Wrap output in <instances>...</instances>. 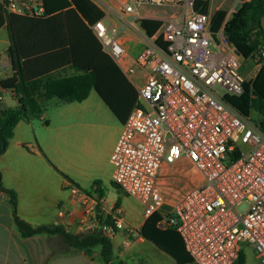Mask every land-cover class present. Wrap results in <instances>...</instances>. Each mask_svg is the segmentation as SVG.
I'll return each mask as SVG.
<instances>
[{
    "label": "built area",
    "instance_id": "built-area-1",
    "mask_svg": "<svg viewBox=\"0 0 264 264\" xmlns=\"http://www.w3.org/2000/svg\"><path fill=\"white\" fill-rule=\"evenodd\" d=\"M92 1L104 13L91 25L95 37L137 89L111 154L113 181L142 203L146 217L159 213L157 227L175 229L197 264H234L241 242L264 263V114L256 121L227 100L247 80L239 73L242 55L223 28L211 31L219 9L196 12L194 0ZM144 6L175 10L156 17L162 24L149 34L140 23ZM0 7L26 17L50 14L46 0H0ZM129 42L141 44L133 64L125 63ZM250 58L264 65V47ZM138 70L145 72L142 83L133 78ZM183 157L201 182L168 201L159 183L162 167ZM112 215L103 225L108 235L125 228L124 209L116 206Z\"/></svg>",
    "mask_w": 264,
    "mask_h": 264
},
{
    "label": "crops",
    "instance_id": "crops-1",
    "mask_svg": "<svg viewBox=\"0 0 264 264\" xmlns=\"http://www.w3.org/2000/svg\"><path fill=\"white\" fill-rule=\"evenodd\" d=\"M46 1L49 16L73 6L72 0H68L67 5L52 9L49 0ZM238 1L211 0L210 7L226 10L230 17ZM140 13L144 19L157 20L156 17H162L146 14L141 10ZM262 23L264 27V16ZM0 30L5 31L0 41L7 45L6 54L0 59L2 80L13 74L8 52L12 39L7 24L0 27ZM52 38L46 34L43 42L49 43ZM137 45L141 46L135 42L127 44L126 64H133L138 55V52H133V47ZM74 71L68 68L62 74ZM135 74V80L142 83L145 72L139 70ZM125 77L131 84L128 90L121 85H113L112 91L108 93L110 101L121 114L120 117L100 93L92 89L82 101L64 102L66 104L63 105L68 106H60L61 117L54 123L47 119V111L40 118L20 120L14 128L8 148L0 155L3 184L17 193L19 217L34 226L62 225L74 234L103 231L104 224L113 222V208L121 206L124 209L125 228L116 229L109 235L113 243L112 264H197L193 259L180 263L175 256L146 238L142 229L148 217L144 214L142 203L136 198H122L120 193L113 190L124 192L115 186L114 166L110 158L132 109L126 98L133 102L137 97L136 86L126 75ZM3 91L10 92V100L4 105L1 103L5 97L0 100V110L16 106L18 98L15 93L0 90V94L3 95ZM53 99L47 102V106ZM56 104L58 107L59 102ZM187 166L194 170L195 177L192 185L186 186L188 189L201 182V175L187 157L174 164L163 165L159 183L168 201L177 198H168L164 185L170 184L168 179L171 174L185 173L184 168ZM165 171L170 173L165 176ZM181 254L187 255L185 252ZM0 264L109 263L102 259L100 246L94 247L91 253H86L71 250L60 235L22 236L15 225L9 197L4 191H0ZM234 264H240L238 259Z\"/></svg>",
    "mask_w": 264,
    "mask_h": 264
},
{
    "label": "trees",
    "instance_id": "trees-1",
    "mask_svg": "<svg viewBox=\"0 0 264 264\" xmlns=\"http://www.w3.org/2000/svg\"><path fill=\"white\" fill-rule=\"evenodd\" d=\"M194 1L196 12H210L211 0ZM72 4L71 8L53 16L40 17L10 14L0 7V27L7 24L11 34L12 43L8 52L13 69L11 76L0 80V90H11L18 98L16 106L0 110V155L8 148L17 123L40 118L47 109V102L53 98L64 102L82 101L92 89H96L115 114L121 116L108 93L113 85H121L128 90L131 84L115 61L103 52L90 28L104 13L92 0H72ZM227 15L223 9L212 14L213 33L223 28L226 40L247 59L264 47V0H248L230 17ZM140 23L149 34H153L162 21L141 19ZM46 34L53 37L49 43L43 42ZM68 68L75 71L62 74ZM243 88L240 95H228L227 100L246 116L264 114V65L254 78L244 82ZM126 99L132 108L137 97L133 102H129L128 97ZM115 186L120 189L116 183ZM0 191L9 197L15 225L22 236L60 235L71 250L86 253L100 246L102 259L112 264L113 243L104 231L74 234L62 225L34 226L17 214V193L4 186L1 172ZM160 217L159 213L148 217L142 234L175 256L180 263L192 261L175 229L157 227ZM184 252L187 255L181 254ZM238 261L240 264L244 262L242 250Z\"/></svg>",
    "mask_w": 264,
    "mask_h": 264
},
{
    "label": "rangeland",
    "instance_id": "rangeland-1",
    "mask_svg": "<svg viewBox=\"0 0 264 264\" xmlns=\"http://www.w3.org/2000/svg\"><path fill=\"white\" fill-rule=\"evenodd\" d=\"M69 3L68 0H49V4L50 7L52 9L54 8H60L64 5H67ZM212 9H214V6H212ZM175 9L172 8H166L164 11L160 8H157L155 6H144L143 8H141V11L143 13L146 14H150V15H157V16H167L169 15L172 11H174ZM228 13V12H227ZM231 13H229L230 15ZM4 30H0V40L3 38L2 34L4 33ZM214 38L216 39V41H218V36L215 35ZM6 47L7 45L2 43L0 41V59L5 56L6 52ZM134 50L133 52H138L140 51L141 46L137 45L135 47H133ZM240 62H241V66L239 67V73L246 79V80H251L255 74L257 73L258 67L256 65V63L251 59V58H244L243 56L240 58ZM139 71V70H138ZM135 79H137V75L135 74L134 76ZM96 93V91H94ZM93 93V94H95ZM97 94V93H96ZM3 96L5 97L4 101H2L3 103H1L2 105H4L5 103H7L10 100V92L9 91H3ZM59 102V105L57 107L56 103ZM66 104L64 103V101L54 98L52 100V102L47 106L48 108L46 109V115H47V119L51 120L52 123L58 121V119L61 117V113H60V106H68V105H63ZM261 114H255L253 113L251 115L252 118H254V120L259 121L261 118ZM185 173L178 175L176 172V174H171L169 176V185H164V189L165 191H167V196L168 198H175L179 195H181L184 190L186 189V186L189 185L191 186L192 183L188 182V178L194 175V170H192V168L190 167H185ZM114 192L116 193H120L122 198H134L124 192H117L116 189H113ZM240 250L243 251L244 254V264H264L261 260V258L257 255V253L255 252V250L252 248L251 245H249V243L247 242H241L239 244Z\"/></svg>",
    "mask_w": 264,
    "mask_h": 264
},
{
    "label": "water",
    "instance_id": "water-1",
    "mask_svg": "<svg viewBox=\"0 0 264 264\" xmlns=\"http://www.w3.org/2000/svg\"><path fill=\"white\" fill-rule=\"evenodd\" d=\"M239 54H241L239 51H238Z\"/></svg>",
    "mask_w": 264,
    "mask_h": 264
}]
</instances>
